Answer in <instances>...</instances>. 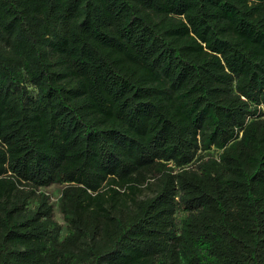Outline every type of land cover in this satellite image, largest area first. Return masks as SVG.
<instances>
[{"label":"trees","instance_id":"1","mask_svg":"<svg viewBox=\"0 0 264 264\" xmlns=\"http://www.w3.org/2000/svg\"><path fill=\"white\" fill-rule=\"evenodd\" d=\"M0 264H264V0H0Z\"/></svg>","mask_w":264,"mask_h":264},{"label":"rangeland","instance_id":"2","mask_svg":"<svg viewBox=\"0 0 264 264\" xmlns=\"http://www.w3.org/2000/svg\"><path fill=\"white\" fill-rule=\"evenodd\" d=\"M50 192H51L52 197H53L52 200H54V198H56L59 194V189L55 187L53 189H50Z\"/></svg>","mask_w":264,"mask_h":264}]
</instances>
